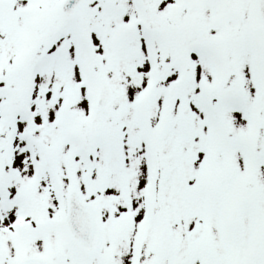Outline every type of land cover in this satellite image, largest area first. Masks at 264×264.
Listing matches in <instances>:
<instances>
[{
	"label": "snow or ice",
	"instance_id": "obj_1",
	"mask_svg": "<svg viewBox=\"0 0 264 264\" xmlns=\"http://www.w3.org/2000/svg\"><path fill=\"white\" fill-rule=\"evenodd\" d=\"M0 264H264V0H0Z\"/></svg>",
	"mask_w": 264,
	"mask_h": 264
}]
</instances>
